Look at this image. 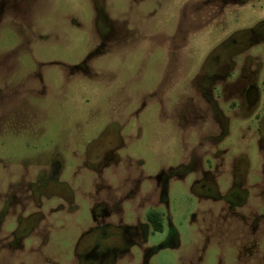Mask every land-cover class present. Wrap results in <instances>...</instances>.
<instances>
[{
  "label": "rangeland",
  "instance_id": "obj_1",
  "mask_svg": "<svg viewBox=\"0 0 264 264\" xmlns=\"http://www.w3.org/2000/svg\"><path fill=\"white\" fill-rule=\"evenodd\" d=\"M183 1L0 0V205L16 207L2 218L0 264L20 260L22 254L16 258L9 249L17 241L29 249V264H80L84 257L97 264H264V138L257 132L264 127L249 120L239 122L251 128L244 141H253L248 167L246 158L236 163L234 148L213 156L224 147L207 140L218 131L213 123L177 125L179 158L193 147L200 161L177 181L186 189L178 211L187 218L173 223L179 233L174 244L162 236L153 250L148 242L128 253L79 250L82 236L102 221L110 225V215L102 214L116 202L123 208L112 212L116 227L142 231V194L124 197L131 187L124 171L133 179L140 170L135 161L124 165L123 151L120 168L110 166V134L112 126L121 133L140 126L156 134V121H148L160 101L168 102L171 87L202 84L198 74L212 46L207 38L218 31L193 25L172 42L171 21ZM183 37L196 46L194 60L169 56ZM145 140L146 150L155 148L154 138ZM145 157V174L154 177L155 156ZM112 176L118 186L110 192ZM232 189L244 198L241 205L224 200L234 197Z\"/></svg>",
  "mask_w": 264,
  "mask_h": 264
},
{
  "label": "flooded vegetation",
  "instance_id": "obj_2",
  "mask_svg": "<svg viewBox=\"0 0 264 264\" xmlns=\"http://www.w3.org/2000/svg\"><path fill=\"white\" fill-rule=\"evenodd\" d=\"M193 25L200 27L199 29L209 28L218 31L217 36L207 38V42H210L212 46L208 48L205 55L206 63L202 67V74H198L201 75L202 84L171 87L172 95L168 102L160 101L155 106V115L151 114L148 121L150 123L156 121V134L153 135L150 129L146 132L140 126L136 133H121V128L116 130V126H112L110 134V166L120 168L122 159L119 152L123 151L124 165L135 161L140 170V177H132L133 179H130L124 171V179H129L125 186L128 183L131 185L124 197L136 198V191L142 194L140 198L143 206L141 209L143 211L142 231L139 233L138 228L135 227L134 233H131L126 227L125 229L116 227L111 218L112 212L123 211V208L121 209L120 202L113 203L110 205V212L105 211L102 214L110 215V225L102 221V225L98 224L99 226L94 227L92 233L82 236L79 239L81 253L86 254L99 248H103L102 252L110 250V253H128L134 247L140 248L139 244L144 242H148L153 250L157 248V243L161 241L162 236L173 244L177 241L179 233L173 223H178L176 220L178 216L181 218L179 221H186L187 218V214L179 213L178 209L186 203L183 192L186 189L182 183L177 184V181L194 173L196 168H199L200 161L199 154L193 151V147L187 151V155L179 158L177 125L187 129L201 120L206 125L213 123L218 131L208 135L207 140L213 143L214 148L217 144L224 146L223 149H216L213 156L220 158L226 155L230 148H234L236 163L246 158V167H248L249 160L246 152L248 146H252L253 141L249 144L244 141H249L245 138L251 128L248 124L239 122L249 120L251 125L261 126V129L264 127V0H184L177 9L175 18L171 21V34L175 37L170 40L175 42L179 30H189ZM173 44L174 48L169 49L171 59L172 57L179 60L184 58L186 61L195 59V54L192 53L194 45L190 43L189 37L181 38L179 45ZM189 46L190 51L188 52L186 49ZM181 49L185 52L180 53ZM197 78L199 77H192V81L197 83ZM193 93L200 95V101H196ZM164 94L165 91L160 93V99H164ZM146 105L142 103V111L147 108ZM116 114L114 108L112 115L115 117ZM146 114L145 112V118L142 120L144 123ZM243 125L246 127H242ZM257 132H262V138H264V130L257 129ZM187 137L189 138V134ZM146 138H154L155 148L149 145V149L146 150ZM181 141L183 144L189 142L186 138ZM235 142L237 144L234 146ZM131 143L141 147L140 153L131 149ZM199 146H205V144L201 142ZM148 153L155 156L157 166L153 173L154 177H148L145 174L147 170L144 168L147 163L145 156ZM124 165L122 166L125 169ZM216 168L219 169V167ZM202 171L209 173L208 170L203 169ZM113 177V181H110V192L116 190L118 186L116 177ZM244 177L235 179L233 184L238 185ZM235 185L233 188L236 187ZM45 186L46 183L41 186L42 192ZM232 190H236L233 193L234 197L224 198V200L234 205H241L244 198L240 197V191ZM5 203L1 202L0 205V238L6 233L2 227V218L16 209L14 204H8L6 201ZM92 217H97V214L92 213ZM29 233V231L26 232V234ZM187 237L191 238L192 235L189 234ZM23 246L21 241H17L16 246L14 243H9V249L15 251L16 258L19 253L22 254L19 261L17 259L11 264L31 263L24 256L29 249L25 250ZM33 251L34 249L30 250V252ZM147 261L145 259L144 264H148ZM80 264L97 263L89 257H84Z\"/></svg>",
  "mask_w": 264,
  "mask_h": 264
}]
</instances>
